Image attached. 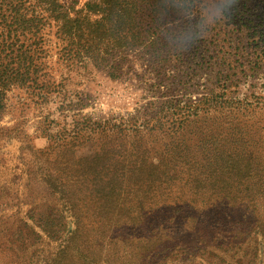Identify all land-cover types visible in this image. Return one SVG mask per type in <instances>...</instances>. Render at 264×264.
<instances>
[{"label":"rangeland","instance_id":"rangeland-1","mask_svg":"<svg viewBox=\"0 0 264 264\" xmlns=\"http://www.w3.org/2000/svg\"><path fill=\"white\" fill-rule=\"evenodd\" d=\"M64 1L80 10L88 0ZM218 3L232 5L226 18L218 15ZM164 26L148 34L156 36ZM165 27L171 29L169 39H176L170 52L156 60L142 55L126 61L119 79L91 65L63 62L57 28L46 31L52 98L12 87L0 122L7 130L0 140V264H264V199L247 197L254 195L249 186L260 181L259 164L264 165V109L252 120L238 113V129L231 131L239 148L211 140L208 157L197 158L209 172L198 194L210 202L163 213L155 230L140 226L139 218L123 221L125 210L117 219L112 211L81 204L83 231L73 238L69 230L75 229L76 216L44 177L47 163L38 150L46 148L47 139L37 130L43 121L61 133L85 121L141 123L162 111L179 115V104L189 107L190 100L208 95L236 107H264V0H194L193 9L175 14ZM232 149L239 170L226 165ZM95 151L83 141L77 156L91 160ZM49 230L61 232L55 237Z\"/></svg>","mask_w":264,"mask_h":264},{"label":"trees","instance_id":"trees-1","mask_svg":"<svg viewBox=\"0 0 264 264\" xmlns=\"http://www.w3.org/2000/svg\"><path fill=\"white\" fill-rule=\"evenodd\" d=\"M193 5L194 0H88L76 10L64 0H0V122L12 87L39 90L37 96L52 98L55 82L48 71L46 34L52 25L57 28L63 62L85 68L91 65L111 79H119L126 61L142 55L156 60L169 53L176 39H169L171 29L165 26L175 14L193 9ZM163 24L166 31L148 34ZM181 44H187V39ZM190 103L182 108L178 103L179 115L162 111L141 123L85 121L81 128L75 123L72 132L63 133L54 131L53 122L39 123L37 130L47 139L46 148L38 150L47 163L44 177L50 182V191L60 194L76 216L71 221L75 229L69 230L73 238L83 231L81 204L88 210L99 206L100 212L112 211L117 219L125 210L123 221L139 218L140 226L155 230L163 213H183L210 202V197L198 194L209 172L207 164L197 158L208 157L211 140L239 148V139L231 131L238 129V113L252 120L264 107H236L214 95ZM5 131L0 127V140ZM83 141L95 146L91 160L77 156ZM181 149L184 155L179 153ZM232 152L226 165L239 170V161H234L236 150ZM223 166L218 167L222 172ZM259 166L260 181L249 186L254 195L247 196L253 201L264 199V165ZM102 198H107L104 205L94 203ZM231 198L235 207L239 195ZM60 232L49 230L55 237Z\"/></svg>","mask_w":264,"mask_h":264},{"label":"clouds","instance_id":"clouds-1","mask_svg":"<svg viewBox=\"0 0 264 264\" xmlns=\"http://www.w3.org/2000/svg\"><path fill=\"white\" fill-rule=\"evenodd\" d=\"M216 9L220 17L226 18L228 14L232 11V5L227 3H218L216 5Z\"/></svg>","mask_w":264,"mask_h":264}]
</instances>
